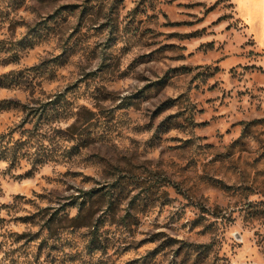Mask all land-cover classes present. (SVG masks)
Masks as SVG:
<instances>
[{
    "label": "rangeland",
    "instance_id": "rangeland-1",
    "mask_svg": "<svg viewBox=\"0 0 264 264\" xmlns=\"http://www.w3.org/2000/svg\"><path fill=\"white\" fill-rule=\"evenodd\" d=\"M0 137V264H264V45L233 0H0Z\"/></svg>",
    "mask_w": 264,
    "mask_h": 264
},
{
    "label": "crops",
    "instance_id": "crops-1",
    "mask_svg": "<svg viewBox=\"0 0 264 264\" xmlns=\"http://www.w3.org/2000/svg\"><path fill=\"white\" fill-rule=\"evenodd\" d=\"M239 14L248 22L249 31L264 45V0H233Z\"/></svg>",
    "mask_w": 264,
    "mask_h": 264
},
{
    "label": "trees",
    "instance_id": "trees-1",
    "mask_svg": "<svg viewBox=\"0 0 264 264\" xmlns=\"http://www.w3.org/2000/svg\"><path fill=\"white\" fill-rule=\"evenodd\" d=\"M0 139H1V137H0ZM78 218H79V216H76V217L73 218V220H77ZM49 222L50 221H48V223ZM48 226H49L48 228L52 227L51 224H49ZM91 233H92V236H91V238L89 240V245H88L89 250L90 251H96V250H99V249H103L105 246L102 245V241H101L100 235L98 234V231L95 230V231H92ZM42 245L43 244H41V246ZM37 263H39L38 260H36L34 262H31L30 264H37Z\"/></svg>",
    "mask_w": 264,
    "mask_h": 264
}]
</instances>
